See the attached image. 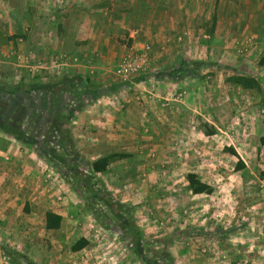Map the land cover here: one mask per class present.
<instances>
[{"label": "crops", "instance_id": "1", "mask_svg": "<svg viewBox=\"0 0 264 264\" xmlns=\"http://www.w3.org/2000/svg\"><path fill=\"white\" fill-rule=\"evenodd\" d=\"M250 3L251 0H0V80L14 73L16 67L26 66L27 57L34 64L38 61L48 64L45 71L51 80L60 79L61 73L71 78V83L53 84L31 93H0V97L7 98L0 106V121L5 123V127L0 126V246L11 247L37 264H145L137 259L136 253L123 254L122 242L117 237L90 238L85 234L87 228L95 229L93 220L90 226L87 222L92 215L85 204L60 178L52 163L23 139L44 142L50 134L56 140L51 146L57 148L58 133L49 118L65 113L63 102L72 100L79 108L71 121L78 149L91 161L116 154L123 156L114 159L108 171L98 177L115 198L137 207L140 228L151 234L157 228L147 210L151 208V180L161 181L162 176L157 171L151 173V166L172 163L171 152L167 156H161L160 152L182 148L183 144L188 146L189 130L195 129L199 136L214 139L220 129L207 120L209 130L216 131L207 135L205 124H188L189 98L181 100L179 95L185 84L198 79L124 83L115 70L134 43L153 46L154 65L165 57L167 64L181 67L194 61L220 67L211 56L216 50L223 52L224 57L231 53L234 36L229 22H244L239 26L240 36L248 35L250 26L245 22H263L254 28L264 30V0L254 1L260 4L254 13ZM223 22L227 23L224 28ZM208 25L211 32L201 35ZM201 37H213L214 41L204 47ZM256 50L258 64L264 53L263 39ZM39 79L40 84L46 80ZM62 79L68 80L64 76ZM78 79L83 85H96L106 94L87 103V97L79 94L83 91L81 87L75 89L74 80ZM200 95L197 87L196 92L188 94L196 105ZM58 99L61 104L56 102ZM32 108L36 110L35 119L29 120ZM241 136L242 146L246 147L245 136ZM211 144L213 147L214 143ZM228 148L234 149L243 162V168L237 170L239 159L231 154L238 160L235 171L244 172L246 159L234 147L225 151ZM151 151L155 152L152 159ZM180 157V164L186 163L187 155ZM258 179L262 181L260 174ZM244 180L246 188L242 194L235 189L231 191L241 199L253 197L254 203L244 201L242 206L245 209L250 206L248 210L253 215L262 217L258 219L263 222L264 232V190L251 189L250 176ZM206 184L213 187V193L194 194L196 197L212 198L220 194L214 185ZM146 201L150 205H144ZM49 213L61 218L60 227H48ZM228 231L236 233L232 228ZM256 232L240 233L246 238L233 240L238 243L237 248H243V257L249 264L264 263V246L261 256L249 255L254 247L250 236L257 235ZM82 239L88 245L73 250ZM101 245L115 246L121 252L108 253ZM0 264H9L2 252Z\"/></svg>", "mask_w": 264, "mask_h": 264}, {"label": "rangeland", "instance_id": "2", "mask_svg": "<svg viewBox=\"0 0 264 264\" xmlns=\"http://www.w3.org/2000/svg\"><path fill=\"white\" fill-rule=\"evenodd\" d=\"M254 1L260 2L261 0H251L249 6L252 13L260 5L254 4ZM240 8L243 11V7L240 6ZM223 23L222 26L224 28L227 23ZM242 23L244 22L228 23L234 36L231 38L233 46L228 57H224L223 52H218L217 50L211 56L213 61L221 66L215 68L204 66L201 78L185 84L179 95L182 98H180L181 100L185 97L189 98V108L193 110L190 111L189 109L187 111L188 124L190 126L208 124L207 120H209L220 129L217 132V136L214 139L206 138L199 136V132L192 129L188 133V146L183 144L182 148L176 147V149L165 150L164 154L160 152L161 156H167V152H171L172 163L154 165L155 168L151 166V173L157 171V174H162L160 177L161 181L151 180V208H147L151 212V223H154L157 228L153 229L154 232L151 231V234H146L138 224L139 219L136 213L134 214L136 223L143 235L141 247L146 256L155 260L157 264H249L243 257L245 251L243 248H237L238 243L233 240H244L246 237L238 234H250L251 231L255 233L256 230L257 235L250 236L254 247H252L249 255L259 256L262 251L261 248L264 246V232L261 231L263 222L258 219L262 217L253 215L248 210L250 206L246 207V209L242 206L244 201L246 204L254 203L253 197L241 199L238 196H234L233 191H231L235 189L237 194H242L244 188H246L244 178L249 176L251 178L249 182L251 189L264 190V180L259 181L258 179L260 172L264 170V144L261 141L264 137V67H260L255 63L258 59V50L254 51L262 42V39L264 41V30L261 28L255 29L254 26L263 22H245V25L248 24L250 26L249 28L247 27L248 35L246 36L239 35V26ZM203 32L208 35L211 32V26L204 27L200 34L204 35ZM200 40L203 41L201 45L205 47L211 41L213 42L214 38L201 37ZM213 44L219 47L218 43ZM253 44H255L254 47L250 49ZM161 51L163 52L164 50L161 49ZM16 55L18 56V53ZM163 55L161 54V56ZM153 57L152 46L150 65L137 77H146V80H155L154 82L156 80L165 82L166 79L173 80L180 74L190 72L187 67H181L173 63L167 64L165 57H161V60L156 61L154 65ZM16 58L17 60L19 59V57ZM204 58L208 59V57ZM25 62L26 66H23L24 68L16 67L14 73L7 74L4 82L16 86L23 79L26 84L34 82L40 84L39 78H44L46 80L43 84L47 86L53 84L64 85L67 81L71 83V78L67 73L66 75L61 73L60 79L51 80L49 74L45 71L48 64L39 61L34 64L28 57ZM62 63L65 62L63 61ZM57 70H60V67ZM249 73L259 80V88L245 89L230 81L231 78L238 76V74ZM63 76L68 80H63ZM74 81L76 83L75 89L81 87V90L93 96L99 92L98 87L92 83L83 85V81L80 79ZM196 87L201 93L198 105H196V100L188 96L190 92H196ZM76 92L79 93L78 91ZM55 96L57 95L55 94ZM61 96L65 99H67L66 97L70 98L69 95ZM232 96L235 99L230 100ZM6 100L7 98L3 99L0 97V106ZM67 101L63 102L66 106V112L79 109L72 100L68 99ZM56 102L60 103V99L56 100ZM30 110L28 119H35L36 110L34 108ZM212 110L215 111V114L212 113ZM201 114L205 116L202 117ZM44 134L46 136V133ZM241 135L245 136L246 147L242 146L243 138ZM48 137L49 142H46L47 139H45L44 142L46 143L43 142V144L47 147H52L51 145L55 144L56 140L50 134ZM176 140L178 142V139ZM211 143H214L213 147ZM198 144H200L199 147ZM56 145H61V142ZM227 147L236 148L244 156L248 164L244 172L237 173L235 171V165L238 160L231 154L226 153L225 149ZM58 150L63 152L61 147ZM80 152L85 156L82 151ZM153 153L155 152L151 151V159ZM183 154L187 155V161L184 164H180V155ZM57 172L59 171L57 170ZM189 173H195L201 180L214 185L220 194L212 198L205 195L196 197L193 193L191 194L189 183L185 185ZM59 174L60 178L66 184H69L61 173ZM68 176L70 177L71 175L68 174ZM71 183L69 185L72 190L85 204L88 213L92 215V218L87 220V222L90 226V221L93 220L92 225L95 226V229L87 228L85 234L87 233L90 238L117 237L122 242L123 254H135L133 239L123 223L119 222L111 214V211L101 203L94 205L96 212L93 213L86 206L83 189L77 186L78 184L73 178H71ZM116 198L123 203L131 204L130 202H124L118 197ZM144 205L148 206L150 203L146 201ZM97 213L108 215L106 222L111 221L109 229L102 227L97 219ZM251 216L255 220H250V218H253ZM230 228L234 229L236 233L228 234ZM100 247L106 249L108 253L113 251L121 252L111 245H101ZM108 248L111 250L108 251ZM106 251L105 253H107ZM137 259L145 262L139 256ZM254 264L264 263L256 261Z\"/></svg>", "mask_w": 264, "mask_h": 264}, {"label": "trees", "instance_id": "3", "mask_svg": "<svg viewBox=\"0 0 264 264\" xmlns=\"http://www.w3.org/2000/svg\"><path fill=\"white\" fill-rule=\"evenodd\" d=\"M208 65L215 66L210 62H185L183 64V67L189 68L190 72L180 74L179 76H176L175 79L179 81L200 79L202 68L204 66L207 67ZM258 65L260 67H264V53L259 58ZM143 80H146V77H137L132 81V83ZM230 81L237 85H240L245 89H256L260 87L259 80L251 73L238 74V76L231 78ZM46 87L49 86L35 82L32 84H26L24 80H21L16 86H12L11 84L0 80V93H31ZM79 94H84L87 97V103L90 104L94 102L96 97L104 95L106 93L105 90H101L94 96L86 91H82ZM74 113V111L65 112L63 114H58L52 118H49V122L57 130V140L59 143L61 142V145H58L57 148L55 146L47 147L43 144V142L37 141L33 138L24 137V139L22 138L23 141H25L30 146H35L38 152H40L51 163H53V166L57 168V170L59 171V173H61L67 183H69L70 185L72 184L71 178H73L77 182V186H80L81 189H83V191L85 192V202L87 208L90 209L93 213L96 212L94 209V205L101 203L106 206L111 211V214L119 222L123 223L125 229L132 237L135 253L139 257H141L146 264H157L155 260H152L146 256L141 247L143 235L141 229L136 223L134 216L137 207L117 200L113 196V194L108 191L104 183L98 177V175L104 174L108 171L109 166L114 159H119L123 156L120 154L105 156L96 161H91L83 156L78 149L76 139L71 129V121L73 119ZM0 126L5 127V123L0 121ZM208 127V124L204 125L205 133L207 135L215 134L216 131L214 129L209 130ZM60 147L63 149V152L58 150V148ZM226 151L239 159L237 170H241L243 168V162L237 152L231 148H228ZM68 174H70L71 176L69 177ZM260 177L262 180H264V170L260 172ZM187 180L192 193L195 195H211L214 191L212 186L202 182L199 176L195 173H189L187 176ZM96 216L103 228H110L111 221H109L108 223L106 222V218L108 217L107 214L101 213L100 215L97 213ZM48 222L49 228H58L60 227L61 218L57 215L49 213ZM87 245L88 242L82 239L73 247V250L83 249ZM0 252L3 253V256L8 260L9 264H37L33 260H30L26 255L11 247L0 246Z\"/></svg>", "mask_w": 264, "mask_h": 264}, {"label": "built area", "instance_id": "4", "mask_svg": "<svg viewBox=\"0 0 264 264\" xmlns=\"http://www.w3.org/2000/svg\"><path fill=\"white\" fill-rule=\"evenodd\" d=\"M152 46L134 43L129 46L115 72L124 83H132L150 65Z\"/></svg>", "mask_w": 264, "mask_h": 264}]
</instances>
